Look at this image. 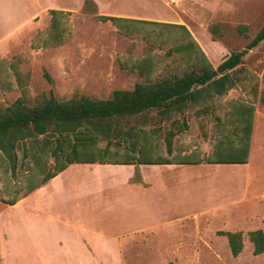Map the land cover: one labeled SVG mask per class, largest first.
I'll return each mask as SVG.
<instances>
[{
  "label": "rangeland",
  "instance_id": "rangeland-1",
  "mask_svg": "<svg viewBox=\"0 0 264 264\" xmlns=\"http://www.w3.org/2000/svg\"><path fill=\"white\" fill-rule=\"evenodd\" d=\"M93 1L95 12L83 10L84 0H0V106L24 94L29 99L49 93L58 99L75 93L108 98L114 89L156 80L171 67L186 69L183 56L166 55L180 36L185 38L182 30L141 22L113 24L93 17L95 13L147 18L142 20L177 16L214 64L244 50L237 67L241 81L225 95L190 105L160 123L154 128L151 150L164 155L163 136L172 129L177 130L175 156L192 152L206 156L214 144L226 139L224 135H231L234 101L249 100L255 108L251 167L74 164L76 170L91 168L98 179L89 202L93 217L82 234L89 250L72 241L58 245L54 240L60 235L77 240L81 232L50 220L57 217V207L50 208L46 218L36 210L21 217L25 222L15 217L12 224L7 221L8 205L0 202V264H264V252L254 254L247 235L259 228L264 232V101L260 99L264 39L251 49L245 47L264 24V0ZM50 9L69 11L59 16L57 29L51 27ZM240 24L248 26L245 34L237 31ZM142 59L155 67L153 74H138L135 66ZM11 65L19 72L17 78ZM140 169L150 185L124 186L138 182L140 176L134 173ZM247 174L258 179L255 186L247 187ZM254 192L259 196L249 198ZM30 221L37 226L28 229L25 238L22 230ZM218 230L242 232L243 246L236 256Z\"/></svg>",
  "mask_w": 264,
  "mask_h": 264
},
{
  "label": "trees",
  "instance_id": "trees-1",
  "mask_svg": "<svg viewBox=\"0 0 264 264\" xmlns=\"http://www.w3.org/2000/svg\"><path fill=\"white\" fill-rule=\"evenodd\" d=\"M83 10L95 12V2L84 0ZM49 13L51 27L57 29L59 16L67 15L69 11L50 9ZM93 17L113 24L141 22L182 30L185 38L180 36L181 41L166 50V55L183 56L189 67L170 71L156 80L136 82L130 89H114L108 98L75 93L67 99H58L49 93L29 99L24 94L10 104L0 106L1 203L15 204L71 163L139 165L247 162L254 112L251 102L234 106L236 112L232 110L229 116L231 135H224L226 139L214 144L211 152L204 157L193 152L175 156L173 138L177 130L172 129L165 130L163 136L165 154H154L151 150L154 128H160V123L175 113H182L190 105L205 104L214 96L225 95L239 85L241 78L237 67L242 63L244 50L231 52L213 67L183 24L97 13ZM122 27L120 24L118 30ZM247 30V25L237 26L241 34ZM125 34L129 35L127 31ZM263 39L264 24L245 47L251 49ZM151 67L147 59L140 60L135 66L148 74ZM10 68L17 78L19 72L15 66L11 65ZM260 99L264 101V92ZM217 121L220 122L218 118ZM182 126L186 127L184 121ZM102 142L103 146L100 145ZM134 174L139 176L137 170ZM217 233L226 237L233 256L242 250L241 231L218 230ZM247 235L253 253L264 252L263 230H250Z\"/></svg>",
  "mask_w": 264,
  "mask_h": 264
},
{
  "label": "crops",
  "instance_id": "crops-1",
  "mask_svg": "<svg viewBox=\"0 0 264 264\" xmlns=\"http://www.w3.org/2000/svg\"><path fill=\"white\" fill-rule=\"evenodd\" d=\"M114 16L137 19V20L147 19L143 17H134V16L127 15V14H120V15H114ZM150 21L166 22V23H172V24H183L187 28L191 36L194 38V40L198 43L202 51L205 53L206 57L207 58L209 57L207 53L208 51L205 49L203 45H201V43H199V41L196 40V37L193 35L189 26L185 22L180 21L177 18V16L161 18L160 20L153 19ZM211 61L210 62L213 65V67H216L218 65V64L217 65L214 64L213 60ZM177 69H180V68L171 67L168 70H166L165 73H168L170 71H175ZM149 71L150 73L148 74V72L146 71L137 70L138 74L149 76L153 74L156 71V69L154 66H152L151 70ZM249 102L253 104V102L249 100H246V101L235 100L234 106H237L238 104H241V103H249ZM234 111L236 112L235 108H234ZM254 115H255V108H254L253 118H252L253 121H254ZM253 121H252V131H253ZM251 135H252V132H251ZM253 145H254L253 140L250 137L248 160L245 163H199V164L169 163V164H143V165H157V166H160L158 169H160L161 167L165 169L166 168L171 169L172 167H178V168H185V167L202 168L203 167V169L210 170V167L217 166L220 164H240V165H246V167L248 168V167H251V163H252V153L255 147ZM258 149L260 150V148ZM74 164L91 165V164H98V163H71L69 164L64 170L59 172L54 177L50 178L42 186L36 188L32 192H30L28 195L22 197L15 204L8 205V209H7L9 211L8 220H7L8 223L14 224L15 217L25 222L26 219L21 218V217L27 214H31V213L36 214L37 211H40L39 216H44L46 218L47 215L49 214L47 213V211L53 206H55L59 209V211L56 212L57 217L50 218V220H55L56 222L61 223L60 226H67V225L75 226L77 229H80L81 232H79L80 236H78L77 240L70 239L69 236L64 237L62 235L59 236L61 239H58L56 238V236H54L56 238L54 240L58 242V245H61L62 243L65 244V243L72 241L76 246H78L77 248L79 249L88 248L89 250V242H87L88 240H86L82 234L84 231L89 230L88 220H89V217H93V212L90 211L91 204L89 202L92 201L95 196V186L98 183V179L94 177L95 172H93L91 168L87 169L86 171L85 169L76 170L75 168H73ZM101 165H105V164H101ZM110 165H121V164H110ZM138 173L140 176V179L138 180V182H135L133 184L129 182H125V184L123 185L128 186V187H137V186L143 187L144 185L146 186L150 185L146 181V178L143 175L144 172L142 173L141 169ZM79 174H82V176H80ZM257 182H258V179L250 178L248 177V174H247L246 185L248 188L250 187V184L255 186ZM258 196L259 195L256 194V192H254V193H251L249 198L252 197V199H254L255 197H258ZM263 197H264V194H263ZM16 212H19L18 217L16 216ZM31 217H32L31 215H28V218H31ZM72 218H74L77 221L74 223L72 221ZM30 223L31 221L28 224ZM54 225L55 224L52 223V227H54ZM36 226L37 225L35 224V221L34 223H31L30 225L25 226L22 230V234L24 235V237L26 238L25 235H27L28 229H31V228L35 229ZM81 263L82 262H80L79 264Z\"/></svg>",
  "mask_w": 264,
  "mask_h": 264
}]
</instances>
